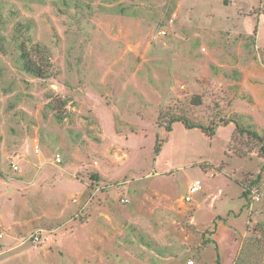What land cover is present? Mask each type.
<instances>
[{
	"label": "rangeland",
	"instance_id": "374dc122",
	"mask_svg": "<svg viewBox=\"0 0 264 264\" xmlns=\"http://www.w3.org/2000/svg\"><path fill=\"white\" fill-rule=\"evenodd\" d=\"M234 120L264 137V0H0V264H264Z\"/></svg>",
	"mask_w": 264,
	"mask_h": 264
},
{
	"label": "trees",
	"instance_id": "16d2710c",
	"mask_svg": "<svg viewBox=\"0 0 264 264\" xmlns=\"http://www.w3.org/2000/svg\"><path fill=\"white\" fill-rule=\"evenodd\" d=\"M30 27H31V22L30 21H26L24 23L23 22H18L17 23V27L15 28V33L18 36V38L21 37L22 34H24L23 32H25V31L28 32ZM36 46L39 47L40 45L37 44ZM19 49L22 50V52H23L22 45L19 46ZM24 53H25V51L23 52V55L22 56L24 58H26V55ZM23 62H24L23 63V66H24V69L26 71L32 72L34 74H38L39 68H37L36 65H33L32 63H29L28 60H24ZM176 121L183 122V124L186 127H188V128H196V127H199L204 132H206V134H208V135H213L214 132H215V127L214 126H211L210 128L209 127H206L203 124H198V123H195V122L190 121L186 116H183V115L172 117L170 119V122L167 124V130H171L172 129V124L174 122H176ZM233 122H235V124H236L235 132L238 131L241 134L247 133L249 135V137H252V138H254V139L257 140V143L259 144V147H260V153H262L263 156H264V137L261 136L256 130H252V129L245 128L237 120H234ZM235 132H234V134H235ZM249 189H250L249 186H246V185L244 186V191H243V195L244 196L247 197L249 195V193H250V190ZM217 264H221V259H220L219 252L217 253Z\"/></svg>",
	"mask_w": 264,
	"mask_h": 264
},
{
	"label": "built area",
	"instance_id": "2783aa9c",
	"mask_svg": "<svg viewBox=\"0 0 264 264\" xmlns=\"http://www.w3.org/2000/svg\"><path fill=\"white\" fill-rule=\"evenodd\" d=\"M57 159H58V161L60 160V155H59V154L57 155ZM12 167H13L15 170H18V169H19V165H18V163H16L15 161H12ZM200 185H201L200 180H195V181L192 183L191 187H190V192H191V194L197 192V191L200 189ZM257 198H258V197H257ZM185 200H192V196H191V195H187V196L185 197Z\"/></svg>",
	"mask_w": 264,
	"mask_h": 264
}]
</instances>
